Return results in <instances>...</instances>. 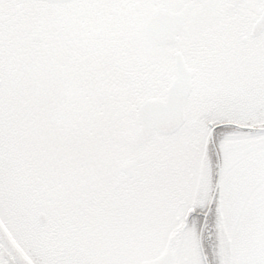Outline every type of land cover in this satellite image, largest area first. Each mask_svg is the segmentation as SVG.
Here are the masks:
<instances>
[{"label": "snow or ice", "instance_id": "snow-or-ice-1", "mask_svg": "<svg viewBox=\"0 0 264 264\" xmlns=\"http://www.w3.org/2000/svg\"><path fill=\"white\" fill-rule=\"evenodd\" d=\"M0 264H264V0H0Z\"/></svg>", "mask_w": 264, "mask_h": 264}]
</instances>
